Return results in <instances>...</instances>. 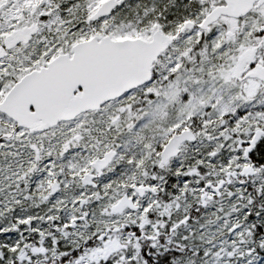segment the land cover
Wrapping results in <instances>:
<instances>
[{"label":"snow or ice","instance_id":"snow-or-ice-1","mask_svg":"<svg viewBox=\"0 0 264 264\" xmlns=\"http://www.w3.org/2000/svg\"><path fill=\"white\" fill-rule=\"evenodd\" d=\"M0 264H264V0H0Z\"/></svg>","mask_w":264,"mask_h":264}]
</instances>
